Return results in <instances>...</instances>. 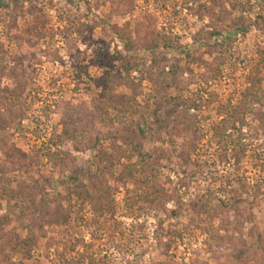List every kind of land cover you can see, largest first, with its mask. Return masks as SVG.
Wrapping results in <instances>:
<instances>
[{"label": "rangeland", "instance_id": "obj_1", "mask_svg": "<svg viewBox=\"0 0 264 264\" xmlns=\"http://www.w3.org/2000/svg\"><path fill=\"white\" fill-rule=\"evenodd\" d=\"M18 1L24 3V8L27 7L26 0ZM41 1L45 2L44 8L49 17V27L56 29L64 26L59 15L66 10H71L82 17L86 27L84 35L90 38L80 37L74 33L66 40L55 36L53 39L48 37L32 39L28 43L24 40L22 31L26 21H29V25L32 24L30 17L25 16V23L19 17L16 20V30L12 32L5 28L4 22H0V84L6 87L14 85L8 73L14 67L12 57L20 58L21 65L29 73V96L23 102L30 106L24 117L0 133V161L5 159L13 146L29 154L45 153L49 150L54 157L59 156L61 152H67L79 164H87L92 170L94 167L89 161L93 155H97L98 159L103 161L110 156H117L121 158L120 162L123 165L137 160V152L130 150L122 136L111 137L110 128L117 124L113 120L112 110H108V116L92 117L90 101L100 92L101 87H95V82H98L104 72L115 73L117 67H120L121 71L130 68L131 75L139 77L150 70L151 58L155 56L160 61L159 68H164L166 72L176 61L187 66L189 70H183L179 74V81L186 83L189 94L198 95L205 101L199 111L193 108L189 110V114L196 115L195 119L202 132L195 158L199 159L204 166L202 176L199 173L194 177L186 176L181 172L183 168H180L178 164L177 154L180 145L176 147V152H173L172 147L163 142L165 136H161L157 141L154 138L145 139L143 153L151 155V160H147L146 165L139 164V166H143L147 175L151 172L159 174L160 190H162L156 196L151 194L150 198L154 197V205H144L143 210H136L138 208L134 206L130 211L124 200L127 196L124 187H119L117 192L106 194L103 198L104 208L106 205L112 206L113 218L120 225L118 230L111 233L113 237L108 233L111 222L108 220L109 214L104 212L107 218L101 215L94 217L88 206L79 212L78 204H74L76 206H72L71 219L67 225H54L41 219L42 231L38 228L33 229L36 242L33 247L31 246V258L27 263L88 264L91 261L94 264H264V251L261 248L256 249L257 247H254L250 241H247L249 246L247 252L250 254L245 257H235L241 251L239 241L246 236L249 224H245L241 232L234 231L233 227H230L228 235L231 239L225 240L222 244H214L211 249L203 244L207 231L202 230H193V235L185 234L182 238H177L169 248L167 256L163 254V247L160 244V241H167L165 229L169 221L172 222L174 219L170 216L171 212L174 217H178L179 221L186 222L187 217L183 211L187 209L189 201L201 198L207 190L214 193V197L210 199V205L216 206L219 204V199L225 201L230 199L226 193L229 189L227 183L229 181L243 178L251 188L257 181L264 187V108L247 102L245 110L238 116L244 121L243 125L237 122L235 127L229 126L224 133L222 132V143L227 147L225 156H220L221 147L217 144L218 141L212 138L213 132L210 130L211 123L220 119L215 111L217 103L211 101L210 95L217 94L219 100L231 99V102L235 103L239 97V91L248 86L245 77L254 66V62L248 57H254L256 46L261 48L264 46V31L251 27L247 30V34H238L231 40L229 60L222 68L221 76L218 80L205 82L201 76L206 73V69L186 62L185 51L188 50L187 47H197L202 42L208 41L209 32L212 29L220 30L221 25L216 26L206 14L199 16L197 12L198 5H211V0H132L134 7L131 12H117L111 17V10L116 11L117 4L111 5L104 0ZM213 6L216 15L222 10L234 17L242 13L238 8L232 10L229 0H215ZM13 7L10 4L9 9L0 10V20L3 16L6 18L5 21L12 20L16 15ZM255 13H257L256 9L250 16L253 18ZM145 15H150L154 19V22L149 23L152 32L175 40L177 46L165 49L162 46L147 48L138 44L134 46L138 52H128L113 32L116 27L124 31L133 30L136 23ZM226 24L227 21L224 22V25ZM19 30L21 32L16 33L18 39L12 37L14 32ZM218 39L220 40V37ZM135 54L138 55H136L137 58ZM94 55L101 58L100 64H104L103 67L94 63ZM133 59H138L139 68H135ZM76 81H79V85ZM143 87L144 95L139 98L142 101L149 97L151 102L153 97L158 96L151 82L144 80ZM117 92L127 93L128 91L122 88L117 89ZM169 93L175 95L177 92L171 89ZM60 97L70 100L76 109H80V117L83 119V128L87 136L96 137L104 128L103 137L111 139L103 142V146H98L96 151L89 150L78 136L75 139H77L76 142H81L83 151L75 150L74 143L71 141L52 145L50 140L61 131L58 123L59 116L54 112V104ZM261 102H264V99ZM181 142V139H177L178 144ZM233 143L243 145L242 154L245 155L237 165L231 157ZM112 144L116 146L115 149L112 148ZM157 149L164 150L163 157L157 155ZM236 153L242 155L241 151ZM167 155H170L171 162ZM33 169H39L41 173H48L51 170L45 158L42 159L39 168L34 166ZM117 171L114 172L115 175ZM188 171L192 172L193 169ZM63 177L65 176L57 174L52 176V181L57 183V191L60 194H64V188L67 185L62 184ZM112 177L107 176L109 185L114 183ZM212 178H216V181ZM24 180L29 182V177L24 175ZM233 184L237 186L236 183L233 182ZM126 187L133 189L138 186L135 187L132 182H129ZM1 190L2 184H0V215L11 209L9 223L5 227L8 233L0 237V248L4 247V244L15 245V238L10 232L25 237L27 230H22L21 225H27L29 220L35 217L29 212L24 213L22 224H20L16 219L19 210L13 207L19 200L11 196L2 197ZM53 193L54 189L47 186L45 201L51 199ZM242 198L247 199L246 204H250L251 200L247 194H243ZM63 205L67 206L66 203ZM252 208L253 223L264 236V199H258ZM93 219H96L101 227H98L99 225L93 222ZM230 219L233 224L232 217ZM161 222L164 233L160 231ZM218 223L217 219L213 221L214 226ZM205 228L209 229L207 223ZM220 234L225 235L223 232ZM24 257L27 258L20 253L11 256L10 259L12 263H17Z\"/></svg>", "mask_w": 264, "mask_h": 264}, {"label": "trees", "instance_id": "obj_2", "mask_svg": "<svg viewBox=\"0 0 264 264\" xmlns=\"http://www.w3.org/2000/svg\"><path fill=\"white\" fill-rule=\"evenodd\" d=\"M229 1L232 10L238 8L242 12L238 17H234L225 10L216 15L213 6L215 0H211V5L201 4L197 7L199 16L206 14L216 26L221 25L220 30L212 29L209 32L208 41L202 42L197 47H187L188 50L185 51L186 62L194 63L198 67L203 66L206 69V73L201 76L205 82L218 80L221 76L222 68L229 60V42L231 40L235 39L238 34H247V30L251 27L264 31V0ZM25 2L28 5L24 8V3L18 0H0V10L9 9L10 4H12L16 11V15L12 20L5 21L6 18L3 16L0 22H4L5 28L12 32L16 30V20L19 17L24 20V23L25 16L30 17L32 24L29 25V21H26L24 30L22 29L26 42L30 43L32 39H43L45 37L53 39L55 36L66 40L68 36L74 33L80 37L85 36L86 27L82 17L74 14L71 10H66L59 15L64 26L53 29L49 27L50 21L44 8V1L26 0ZM104 2H110L111 5L117 4L116 11L112 9L114 11L111 10L110 17L117 12H131L134 7L132 0H116V3H114L115 0H104ZM254 9L257 10V13L252 18L250 15ZM225 21H227L226 25H224ZM150 22H154L152 16L145 15L136 23L133 30L124 31L122 28L116 27L113 34L123 43L127 51L132 53L133 51L138 52L134 49V46L138 44L147 48L162 46L165 49H172L177 46L175 40L152 32ZM19 32L21 30L12 33V37L18 39L16 33ZM218 37H220V40ZM85 38L89 39L90 37L85 36ZM263 47L256 46L254 57H248L250 61L254 62V66L245 77L248 86L239 91V97L234 104L231 99L219 100L217 94L210 95L211 101L217 103L215 111L220 118L213 121L210 126V130L213 132L212 138L218 141L217 144L221 147L222 154L220 156H225L227 149L226 144L222 143L223 133L229 126L235 127L237 122L243 125L244 121L238 116L241 111L245 110L247 102L255 103L264 108V102H261L264 99ZM136 55L135 58H137ZM205 56L206 58H204ZM100 59L96 55L93 56L94 63L97 65L100 64ZM12 60L14 61V67L10 69L8 75L14 85L6 87L0 84V133L12 127L19 119L24 117L30 108L23 102L29 96L28 70L23 68L20 58L12 57ZM133 60L135 68H139L138 59ZM100 65L104 66V64ZM159 67V59L152 56L150 70L146 71L145 75L133 77L130 68L121 71L122 69L117 67L115 73L104 72L98 82H95V87H101V89L99 94L93 96L90 101L91 116L105 117L109 115L108 110H112L113 120L117 124L112 125L110 128L111 137L122 136L125 144H128L131 148L130 150L137 152V160L134 162L130 161L123 165L120 162L121 158L117 156H110L103 161L99 160L97 155H93L91 161H89L94 167L92 170L87 164H79L67 152H61L59 156L54 157L52 153H49V150L45 153L29 154L16 146H13L10 152L6 154L5 159L0 161L1 196H11L19 200L18 204L13 207L19 210L16 219L20 224H22L24 213L29 212L35 216L29 220L27 225H21L22 230H27L25 237L10 232L15 238V245L4 244V247L0 248V264H7L6 262L8 264H29L27 262L31 258L30 251L36 242L33 229L38 228L42 231L41 219L54 225H67L71 219V209L74 204H78L79 209L77 211L79 212L88 206L94 217L101 215L107 218L104 212L108 213V220L111 221L109 235H112L115 232L114 230H118L120 225L113 218L112 206L106 205V208H104L103 198L106 194L117 192L119 187H124L127 193L124 200L130 211L133 210L134 206H137L138 209L136 210H143L144 205H154V197L150 198L151 194L156 196L162 190H160L159 174L151 172L147 175L143 170V166H139V164L146 165L147 160H151V155L143 153L145 139L154 138L157 141L160 140L161 136H165L163 142L172 147L173 152H176V147L180 145L177 158L179 167L183 168L181 172L190 177L198 175L197 173L203 175L202 168L204 164L195 158L202 139V132L198 126V121L195 119L196 115L189 114V110L193 108L195 111H199L205 101L198 95L189 94L186 83L179 81V74L183 70H189L187 66H183L180 61H176L170 65L167 72L164 68L160 69ZM153 70H156L155 73ZM144 80L151 82L154 92L158 93V96L153 97L151 102L149 97L143 101L139 99L144 95ZM76 83L79 85V81H76ZM122 88L128 92H117V89ZM171 89H175L177 93L171 95L169 93ZM82 107L84 108V106ZM129 109L130 112L127 111ZM54 112L59 116L58 123L61 131L59 135H55L50 140L52 145L71 141L74 143L75 150L83 151L81 142H76L77 139L75 138L78 136L89 150L96 151L98 146H103V142L111 139L103 137L104 128L98 132L96 137L87 136L83 128V119L80 117V109H76L70 100L60 97L54 104ZM140 124H142V127H140ZM177 139H181V144L177 143ZM242 146L239 143H233L232 145L231 157L236 165L240 164L245 156L242 154ZM112 148L115 149L116 146L112 144ZM237 151H241L242 155H238ZM156 153L163 157L164 150L157 149ZM166 157L171 162L170 155ZM253 157L256 159L255 156ZM43 158L50 165L51 170L48 173H41L39 169H33L34 166L36 168L41 166ZM190 169H193V171H188ZM115 171H117L116 175L114 174ZM55 174L65 176L62 181L63 185L67 184L64 188V194L57 191L58 185L52 181V176ZM24 175L29 177V182L24 180ZM107 176H113V185L107 183ZM212 179L216 181V178ZM129 182L138 187L128 189L126 184ZM233 182L237 186H234ZM227 183L229 189L226 193L230 196L228 201L219 199L218 205H210L209 202L214 197V193L207 190L201 198L189 201L187 209L183 211L187 217L186 222L179 221L178 217H174L171 212L170 216L174 219L172 222L169 221L168 227L165 229L167 241H160L165 256H167L169 248L177 238H182L185 234L193 235V230L207 231V237L204 239L203 244L206 248L211 249L214 244H222L225 240L231 239L228 235L230 227H233L232 230L234 231L241 232L245 224H249V228L246 231V236L239 241L241 251L235 257H245L250 254L247 252L249 247L247 241L257 247L256 249L261 248L264 251V236L254 225L252 213L255 202L257 203L258 199H264V187L257 181L251 188L244 182L243 178ZM47 186L54 189V193L51 199L45 201ZM243 194L249 196L250 204H246L247 199L242 198ZM64 203L67 204L66 207H64ZM43 204L44 207L42 208ZM9 210L0 215V237L8 233L5 227L9 223ZM37 214L38 216H36ZM230 217L233 219V224ZM216 219L219 220V223L214 226L213 221ZM93 220L99 225L98 227H101L96 219ZM205 223L209 225L208 230L205 228ZM203 224L204 226H202ZM160 231L164 233L162 222L160 223ZM221 232L225 235H221ZM7 251L8 254L6 255ZM20 253L27 258L24 257L19 262L12 263L11 256ZM88 264L94 263L90 261Z\"/></svg>", "mask_w": 264, "mask_h": 264}]
</instances>
